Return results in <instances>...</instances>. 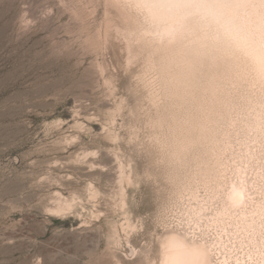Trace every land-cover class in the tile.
Here are the masks:
<instances>
[{"label":"rangeland","instance_id":"rangeland-1","mask_svg":"<svg viewBox=\"0 0 264 264\" xmlns=\"http://www.w3.org/2000/svg\"><path fill=\"white\" fill-rule=\"evenodd\" d=\"M129 23L113 0H0V239L19 241L0 264H158L189 189L207 196L194 179L213 167L210 132L264 162V112L248 128L264 101L250 64L191 68L140 43L129 56L115 32ZM217 247L216 264H244L250 249L234 235Z\"/></svg>","mask_w":264,"mask_h":264},{"label":"bare ground","instance_id":"bare-ground-1","mask_svg":"<svg viewBox=\"0 0 264 264\" xmlns=\"http://www.w3.org/2000/svg\"><path fill=\"white\" fill-rule=\"evenodd\" d=\"M113 2L122 6L131 25L126 28L114 27L116 34L126 44L129 56L132 48L140 43L160 49L165 56L176 57L181 65L191 68L206 56L213 61L246 62L255 71L257 81L264 86V53L258 54L250 45L234 42L216 16L198 10L202 5L235 3L237 0H183L191 8L174 16L150 15L142 7L148 0ZM241 2L251 12L264 13V0ZM183 56H188V59L183 60ZM261 107L248 123L249 130L259 131L262 128L264 101ZM209 136L213 167L208 164L205 169L209 172H203L199 175L201 178L194 179L202 180L207 196L200 198L197 190L189 189L192 204L185 211L186 225L166 230L160 239L158 264H216L217 246L224 235L229 242L234 235L249 243L250 249L246 255L249 264H264V178H261L264 177V162H260V151L246 144L238 152H233L231 135L226 134L221 138L210 132ZM230 152L236 153L233 164L225 162ZM119 168L120 178L116 181L120 180L124 190L125 169L123 166ZM65 208L64 204L55 206L56 211ZM212 229L217 237L208 234ZM246 257L241 259L244 264H248ZM230 263L226 258L220 261V264Z\"/></svg>","mask_w":264,"mask_h":264},{"label":"clouds","instance_id":"clouds-1","mask_svg":"<svg viewBox=\"0 0 264 264\" xmlns=\"http://www.w3.org/2000/svg\"><path fill=\"white\" fill-rule=\"evenodd\" d=\"M142 7L150 15L158 16H174L191 8L183 0H148ZM198 10L216 16L234 42L248 44L258 54L264 53V13L249 11L241 0L202 5Z\"/></svg>","mask_w":264,"mask_h":264},{"label":"snow or ice","instance_id":"snow-or-ice-1","mask_svg":"<svg viewBox=\"0 0 264 264\" xmlns=\"http://www.w3.org/2000/svg\"><path fill=\"white\" fill-rule=\"evenodd\" d=\"M47 17H50V15L48 13H44L43 14V17L42 18H47ZM39 23L40 21H37L36 24L32 25L31 27L33 29H35L36 27L39 26ZM23 31V30H22ZM99 170V169H98ZM22 223V221H21ZM17 236V233L16 232H8V233H5L4 235V238L3 239H0V247H8V248H14L16 246V244L19 242L18 240H12V241H9L8 240V236ZM37 264H39V262H37Z\"/></svg>","mask_w":264,"mask_h":264}]
</instances>
